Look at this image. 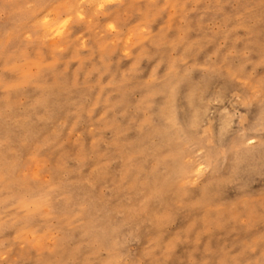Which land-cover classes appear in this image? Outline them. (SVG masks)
<instances>
[{
	"label": "clouds",
	"instance_id": "1",
	"mask_svg": "<svg viewBox=\"0 0 264 264\" xmlns=\"http://www.w3.org/2000/svg\"><path fill=\"white\" fill-rule=\"evenodd\" d=\"M0 264H264V0H0Z\"/></svg>",
	"mask_w": 264,
	"mask_h": 264
}]
</instances>
